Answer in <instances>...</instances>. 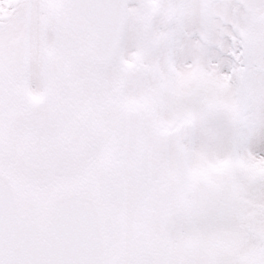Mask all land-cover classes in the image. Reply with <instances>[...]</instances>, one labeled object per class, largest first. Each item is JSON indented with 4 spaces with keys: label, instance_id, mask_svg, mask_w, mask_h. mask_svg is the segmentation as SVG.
<instances>
[{
    "label": "snow or ice",
    "instance_id": "6c2138e0",
    "mask_svg": "<svg viewBox=\"0 0 264 264\" xmlns=\"http://www.w3.org/2000/svg\"><path fill=\"white\" fill-rule=\"evenodd\" d=\"M0 264H264V0H0Z\"/></svg>",
    "mask_w": 264,
    "mask_h": 264
}]
</instances>
